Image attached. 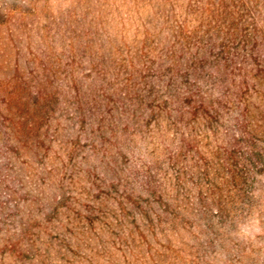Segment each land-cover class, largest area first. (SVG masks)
<instances>
[{
  "label": "rangeland",
  "instance_id": "obj_1",
  "mask_svg": "<svg viewBox=\"0 0 264 264\" xmlns=\"http://www.w3.org/2000/svg\"><path fill=\"white\" fill-rule=\"evenodd\" d=\"M0 264H264V0H0Z\"/></svg>",
  "mask_w": 264,
  "mask_h": 264
}]
</instances>
